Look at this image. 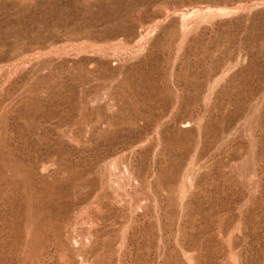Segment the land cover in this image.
I'll list each match as a JSON object with an SVG mask.
<instances>
[{
  "label": "rangeland",
  "instance_id": "rangeland-1",
  "mask_svg": "<svg viewBox=\"0 0 264 264\" xmlns=\"http://www.w3.org/2000/svg\"><path fill=\"white\" fill-rule=\"evenodd\" d=\"M0 264H264V0H0Z\"/></svg>",
  "mask_w": 264,
  "mask_h": 264
}]
</instances>
